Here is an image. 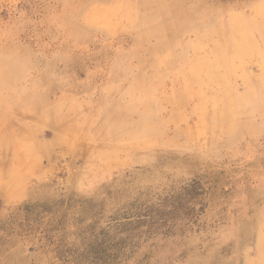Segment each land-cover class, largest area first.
Masks as SVG:
<instances>
[{
    "label": "rangeland",
    "instance_id": "1",
    "mask_svg": "<svg viewBox=\"0 0 264 264\" xmlns=\"http://www.w3.org/2000/svg\"><path fill=\"white\" fill-rule=\"evenodd\" d=\"M0 154V264H264V0H0Z\"/></svg>",
    "mask_w": 264,
    "mask_h": 264
},
{
    "label": "bare ground",
    "instance_id": "2",
    "mask_svg": "<svg viewBox=\"0 0 264 264\" xmlns=\"http://www.w3.org/2000/svg\"><path fill=\"white\" fill-rule=\"evenodd\" d=\"M240 33H241V32H240ZM219 62H220V61H219ZM221 62H223V61H221ZM227 63H228V62H227ZM178 81H179V80H178ZM215 92H216V91H215ZM7 125H9V124H7ZM8 128H9V127H8ZM11 128H12V127H11ZM11 128H10V129H11ZM17 128H18V127H17ZM8 130H9V129H8ZM8 130H7V131H8ZM8 132H11V131H8ZM5 137H6V136H5ZM14 140H15V139H14ZM14 140H13V141H14ZM4 147H5V146H4ZM10 151H11V150H10ZM3 152H5V151H3ZM11 152H12V151H11ZM5 153H6V152H5ZM5 153H4V154H5ZM7 154H8V153H7ZM0 155H1V154H0ZM5 155H6V154H5ZM9 156L11 157V154H10ZM9 156H8V157H9ZM14 163H15V162H14Z\"/></svg>",
    "mask_w": 264,
    "mask_h": 264
}]
</instances>
